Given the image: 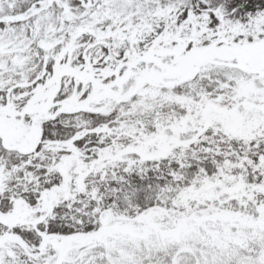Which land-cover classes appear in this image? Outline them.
Returning a JSON list of instances; mask_svg holds the SVG:
<instances>
[{"label": "snow or ice", "instance_id": "obj_1", "mask_svg": "<svg viewBox=\"0 0 264 264\" xmlns=\"http://www.w3.org/2000/svg\"><path fill=\"white\" fill-rule=\"evenodd\" d=\"M0 264H264V0H0Z\"/></svg>", "mask_w": 264, "mask_h": 264}]
</instances>
